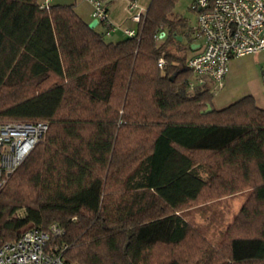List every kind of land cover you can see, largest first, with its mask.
I'll use <instances>...</instances> for the list:
<instances>
[{"label": "trees", "instance_id": "1", "mask_svg": "<svg viewBox=\"0 0 264 264\" xmlns=\"http://www.w3.org/2000/svg\"><path fill=\"white\" fill-rule=\"evenodd\" d=\"M42 1L0 0V118L49 122L0 188V245L56 222L71 264H264V109L188 88L177 0H150L116 42ZM243 191L216 245L181 214Z\"/></svg>", "mask_w": 264, "mask_h": 264}, {"label": "built area", "instance_id": "2", "mask_svg": "<svg viewBox=\"0 0 264 264\" xmlns=\"http://www.w3.org/2000/svg\"><path fill=\"white\" fill-rule=\"evenodd\" d=\"M86 1L96 25L105 26L107 33L114 30L105 0ZM40 7L48 9L49 2L43 0ZM128 9L131 20L138 23L144 11L135 0H129ZM189 9L196 15L191 42H201L186 59L192 73L188 88L208 86L210 81L221 89L232 58L264 51V0H190ZM124 33L132 37L135 30L125 29ZM157 64L163 68V56ZM48 127L47 120H0V188L43 140ZM63 234L56 222L46 228H28L0 245V264H71L64 260L68 245L58 242Z\"/></svg>", "mask_w": 264, "mask_h": 264}, {"label": "rangeland", "instance_id": "3", "mask_svg": "<svg viewBox=\"0 0 264 264\" xmlns=\"http://www.w3.org/2000/svg\"><path fill=\"white\" fill-rule=\"evenodd\" d=\"M53 4H72L76 12L87 18L92 7L86 0H47ZM109 1V0H106ZM190 0H177L175 12L187 19V34L195 24V13L189 9ZM131 26V25H130ZM115 36V34H113ZM107 40L111 37H107ZM201 42L200 39H195ZM180 54L189 56L193 50L190 49L187 37L181 41ZM192 77V76H191ZM190 77V78H191ZM208 88L212 92V104L214 108H223L245 95H252L255 104L264 109V51L247 54L232 58L229 61L228 73L223 81L221 89L209 81ZM211 106V105H210ZM212 108V107H211ZM0 120H9L0 118ZM202 177L208 178L210 172L205 168L198 169ZM246 191L233 195L211 200L209 202H194L181 210L182 216L204 239L212 244H218L224 236L227 227L242 208L246 197ZM18 211V215L23 214Z\"/></svg>", "mask_w": 264, "mask_h": 264}, {"label": "crops", "instance_id": "4", "mask_svg": "<svg viewBox=\"0 0 264 264\" xmlns=\"http://www.w3.org/2000/svg\"><path fill=\"white\" fill-rule=\"evenodd\" d=\"M105 2L107 4V9H108V13H109V19H110V21H111V23H112V25L114 26L115 29L112 30V31H109L107 33L105 26H103L101 24L95 25L93 27V29H95V30L99 31L100 33H102L103 37L105 39L110 36L111 39H109V40L106 39L107 41H111V42L120 41V40H122L123 38L126 37V35L124 33L125 29L135 30L136 27H137L136 22L132 21L131 17H130L131 16V12L128 9L129 0H109V1L105 0ZM135 2L137 4V8L142 9L145 12L146 8L148 7V5L150 3V0H135ZM74 10H75V8H74ZM78 15L85 22H87V24L91 23L94 20L92 18V16H91V12H89V14L87 15V18L81 16L80 14H78ZM113 34H115V36ZM161 36H162V34H161ZM178 36H181V35H178ZM181 38L183 39L182 36H181ZM182 39L179 40V41H182ZM187 40H188V44H189L190 49L194 50L195 47L198 45L197 42L196 43L190 42L192 40L189 38V36L187 37Z\"/></svg>", "mask_w": 264, "mask_h": 264}, {"label": "water", "instance_id": "5", "mask_svg": "<svg viewBox=\"0 0 264 264\" xmlns=\"http://www.w3.org/2000/svg\"><path fill=\"white\" fill-rule=\"evenodd\" d=\"M96 23H97V21L96 20H93L91 23L88 24V26L90 28H93L96 25ZM162 35H163V33H162ZM177 39L178 40H181L182 38H181V36H178ZM211 110H212L211 106L208 105L207 108L203 111V113L210 112Z\"/></svg>", "mask_w": 264, "mask_h": 264}]
</instances>
